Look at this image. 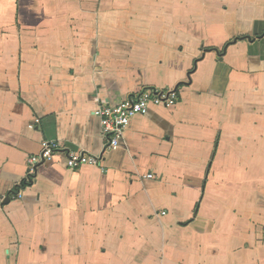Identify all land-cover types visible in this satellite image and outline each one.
<instances>
[{"label": "crops", "instance_id": "1", "mask_svg": "<svg viewBox=\"0 0 264 264\" xmlns=\"http://www.w3.org/2000/svg\"><path fill=\"white\" fill-rule=\"evenodd\" d=\"M144 89L179 102L105 151ZM44 141L103 169L22 188ZM0 264H264V0H0Z\"/></svg>", "mask_w": 264, "mask_h": 264}, {"label": "built area", "instance_id": "2", "mask_svg": "<svg viewBox=\"0 0 264 264\" xmlns=\"http://www.w3.org/2000/svg\"><path fill=\"white\" fill-rule=\"evenodd\" d=\"M179 102V92L176 89H144L138 94L127 98L119 105L107 103L100 104L95 115L100 119L103 136L106 142L105 151L115 150L120 147L125 132L130 122L137 116H146L153 107L173 108ZM63 155L69 170H79L83 167L102 168L103 155H92L84 152L65 151L56 142L44 141L39 155L29 158L27 180H34L38 168L46 162L54 160ZM147 179L154 176L148 175ZM18 193V197L21 196ZM166 215V213H163Z\"/></svg>", "mask_w": 264, "mask_h": 264}, {"label": "trees", "instance_id": "3", "mask_svg": "<svg viewBox=\"0 0 264 264\" xmlns=\"http://www.w3.org/2000/svg\"><path fill=\"white\" fill-rule=\"evenodd\" d=\"M32 183H33V181L32 182H29V183H24L23 186H22V188H25L27 186H30Z\"/></svg>", "mask_w": 264, "mask_h": 264}]
</instances>
